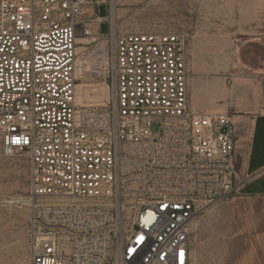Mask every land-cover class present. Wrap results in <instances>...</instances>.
I'll use <instances>...</instances> for the list:
<instances>
[{
  "label": "built area",
  "instance_id": "built-area-1",
  "mask_svg": "<svg viewBox=\"0 0 264 264\" xmlns=\"http://www.w3.org/2000/svg\"><path fill=\"white\" fill-rule=\"evenodd\" d=\"M115 1L0 0V141L29 164L30 264H194L195 222L249 181L232 117L191 104L185 38L120 29Z\"/></svg>",
  "mask_w": 264,
  "mask_h": 264
},
{
  "label": "rangeland",
  "instance_id": "rangeland-1",
  "mask_svg": "<svg viewBox=\"0 0 264 264\" xmlns=\"http://www.w3.org/2000/svg\"><path fill=\"white\" fill-rule=\"evenodd\" d=\"M115 7L122 30L185 38L191 104L233 118L243 168L259 111L253 93L264 96V0H116ZM107 15L101 4L102 33ZM263 129L261 121L256 151ZM28 168L25 156H5L0 141V264H30L28 207L19 202L28 194ZM248 192L207 205L193 226L194 264H264V193Z\"/></svg>",
  "mask_w": 264,
  "mask_h": 264
},
{
  "label": "crops",
  "instance_id": "crops-1",
  "mask_svg": "<svg viewBox=\"0 0 264 264\" xmlns=\"http://www.w3.org/2000/svg\"><path fill=\"white\" fill-rule=\"evenodd\" d=\"M253 94H255L257 98H260V101L257 102V104H259V111L254 116V118L251 119L252 135L249 145V153L247 154L248 156L246 165L244 163V166L242 168V165L240 163V167L242 172L249 177V181L246 184V187H248L249 192L253 191L255 192V194H262L264 193V129L262 133L263 138L259 141L260 146L257 151L256 141L259 123L262 121L264 125V96L259 90H255Z\"/></svg>",
  "mask_w": 264,
  "mask_h": 264
},
{
  "label": "trees",
  "instance_id": "trees-1",
  "mask_svg": "<svg viewBox=\"0 0 264 264\" xmlns=\"http://www.w3.org/2000/svg\"><path fill=\"white\" fill-rule=\"evenodd\" d=\"M248 193H250V194H255V192H253V191H250V192H248Z\"/></svg>",
  "mask_w": 264,
  "mask_h": 264
}]
</instances>
